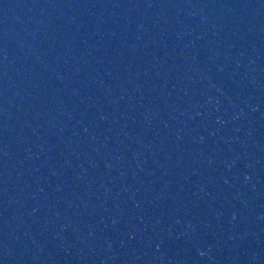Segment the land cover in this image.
<instances>
[{
    "label": "water",
    "instance_id": "obj_1",
    "mask_svg": "<svg viewBox=\"0 0 264 264\" xmlns=\"http://www.w3.org/2000/svg\"><path fill=\"white\" fill-rule=\"evenodd\" d=\"M0 264H264V0H0Z\"/></svg>",
    "mask_w": 264,
    "mask_h": 264
}]
</instances>
